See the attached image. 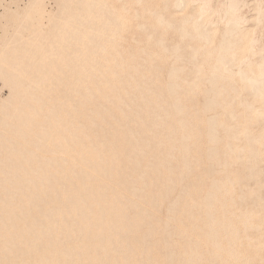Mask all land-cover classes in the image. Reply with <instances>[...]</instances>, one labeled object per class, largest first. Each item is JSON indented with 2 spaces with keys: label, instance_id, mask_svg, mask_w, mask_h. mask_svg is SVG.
<instances>
[{
  "label": "bare ground",
  "instance_id": "obj_1",
  "mask_svg": "<svg viewBox=\"0 0 264 264\" xmlns=\"http://www.w3.org/2000/svg\"><path fill=\"white\" fill-rule=\"evenodd\" d=\"M0 1V264H264V0Z\"/></svg>",
  "mask_w": 264,
  "mask_h": 264
},
{
  "label": "rangeland",
  "instance_id": "obj_2",
  "mask_svg": "<svg viewBox=\"0 0 264 264\" xmlns=\"http://www.w3.org/2000/svg\"><path fill=\"white\" fill-rule=\"evenodd\" d=\"M8 1V0H7ZM6 1V2H7ZM44 2H45V5H46V8L47 9H51V7H47V6H52L51 4L53 3V0H44ZM0 3H2L1 1H0ZM5 3H3V5H4ZM215 5V7L217 8L218 6H219V4H213V6ZM247 11V10H246ZM0 12H2V10H1V7H0ZM216 18H217V16H216ZM215 17H213V19L215 20L216 19ZM262 28H264V26L262 27V25H261V27H257L256 28V30H255V34H256V36L260 39L259 40V45H264V29H262ZM262 30V31H261ZM261 32V33H260ZM260 33V34H259ZM0 35H1V33H0ZM1 83H0V88H1ZM7 92H8V90L6 89V88H3L2 89V91L0 92V95L1 96H5L6 94H7ZM261 195L262 196H264V187L262 188V190H261Z\"/></svg>",
  "mask_w": 264,
  "mask_h": 264
}]
</instances>
